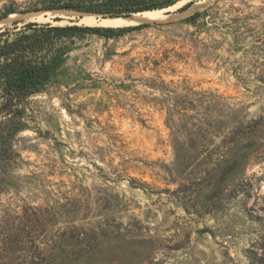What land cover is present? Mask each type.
<instances>
[{
  "label": "rangeland",
  "instance_id": "rangeland-1",
  "mask_svg": "<svg viewBox=\"0 0 264 264\" xmlns=\"http://www.w3.org/2000/svg\"><path fill=\"white\" fill-rule=\"evenodd\" d=\"M54 1L0 0V29L126 30L67 40L60 71L30 98L19 164L0 169V264H264V0L187 12L185 0L125 23L48 10ZM191 106V123L220 134L210 151L247 139L244 171L185 167L205 157L183 153Z\"/></svg>",
  "mask_w": 264,
  "mask_h": 264
},
{
  "label": "trees",
  "instance_id": "trees-1",
  "mask_svg": "<svg viewBox=\"0 0 264 264\" xmlns=\"http://www.w3.org/2000/svg\"><path fill=\"white\" fill-rule=\"evenodd\" d=\"M185 0H56L48 5V10H69L87 12L93 14L109 15L112 17H126L132 14L169 10L182 4ZM195 0L190 1L181 10H187L193 6ZM9 14L5 15V18ZM200 13H196L187 19V22H195ZM2 19H0L1 21ZM19 21L12 26L0 29V169L15 168L21 155L15 151V139L29 128L26 123L27 109L30 98L41 93L52 82L64 64L69 53L70 46L67 40L75 36L92 33L109 38L125 31V28H102L89 26H54L50 23H27L19 25ZM139 28V27H136ZM109 34V35H108ZM189 99V98H188ZM194 106L181 109L183 115L179 119L186 122L193 138V146L183 150L194 160L203 159L198 164H186L185 167L212 168L219 171L231 168L244 171L251 157L248 149L243 145L247 140H230L228 147L221 146L214 150L205 145L208 136L214 138L220 134L212 132L215 127L211 124L191 123L190 111H195ZM174 112V111H173ZM176 113L169 110V120L172 121ZM218 121L214 122L216 124ZM226 129H232L235 133L241 122H224ZM230 125V127H229ZM219 134V135H218ZM213 139L210 140V143ZM226 148L224 151L223 149ZM177 152L179 149L174 145ZM182 150V149H181ZM5 178L0 179V194L4 192L2 187ZM134 183V182H132ZM144 186V185H141ZM239 194L249 195V191L239 189Z\"/></svg>",
  "mask_w": 264,
  "mask_h": 264
},
{
  "label": "bare ground",
  "instance_id": "bare-ground-1",
  "mask_svg": "<svg viewBox=\"0 0 264 264\" xmlns=\"http://www.w3.org/2000/svg\"><path fill=\"white\" fill-rule=\"evenodd\" d=\"M142 14H143L142 16H135V17L136 18H139V19H153L155 17V16H153L154 14H152V12H145V13H142ZM133 15H135V14H133ZM129 18L130 17H123V18H120V17L116 18V17H114V18H111V19H121L120 21H122L123 23H125V22L131 21V19H129ZM154 19H156V18H154ZM132 21H133V19H132Z\"/></svg>",
  "mask_w": 264,
  "mask_h": 264
},
{
  "label": "water",
  "instance_id": "water-1",
  "mask_svg": "<svg viewBox=\"0 0 264 264\" xmlns=\"http://www.w3.org/2000/svg\"><path fill=\"white\" fill-rule=\"evenodd\" d=\"M192 7H190L189 9H191ZM189 9H187V10H185V12H187ZM59 10V9H58ZM201 10V9H200ZM72 11V10H71ZM75 12H78V11H75ZM78 13H80V14H92V15H94V16H97V17H101V18H105V17H110V18H114V17H112V16H109V15H101V14H93V13H87V12H78ZM196 13H199L198 12V10L196 11ZM195 13V14H196ZM26 14H30V13H24V14H20V15H26ZM133 15V14H132ZM194 15V14H193ZM126 17H128V16H126ZM116 18H118V17H116ZM20 20V19H19ZM19 20H17V21H19ZM17 21H15V22H17ZM14 22V23H15ZM13 23V24H14ZM2 28V27H1Z\"/></svg>",
  "mask_w": 264,
  "mask_h": 264
}]
</instances>
